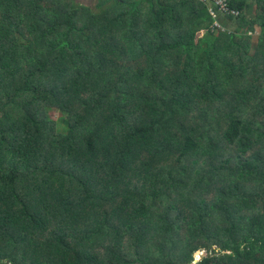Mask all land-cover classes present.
Listing matches in <instances>:
<instances>
[{"label": "trees", "instance_id": "16d2710c", "mask_svg": "<svg viewBox=\"0 0 264 264\" xmlns=\"http://www.w3.org/2000/svg\"><path fill=\"white\" fill-rule=\"evenodd\" d=\"M0 264H264V0H0Z\"/></svg>", "mask_w": 264, "mask_h": 264}, {"label": "rangeland", "instance_id": "374dc122", "mask_svg": "<svg viewBox=\"0 0 264 264\" xmlns=\"http://www.w3.org/2000/svg\"><path fill=\"white\" fill-rule=\"evenodd\" d=\"M75 3L77 4H82L83 6H86L88 7L90 10L94 11V8H95V5L97 3V0H73ZM254 9H250L248 12H247V17H252L254 16L255 12L253 11ZM245 29V28H244ZM258 33V29H257V32L256 31H252V30H248V35L252 36L254 35L255 33ZM254 39V38H253ZM253 40H251V44H253ZM49 117L51 120H56L57 118H59V113L57 111H50L49 112ZM203 255V251L202 252H197L196 253V260L200 259V257Z\"/></svg>", "mask_w": 264, "mask_h": 264}, {"label": "clouds", "instance_id": "9594fccd", "mask_svg": "<svg viewBox=\"0 0 264 264\" xmlns=\"http://www.w3.org/2000/svg\"><path fill=\"white\" fill-rule=\"evenodd\" d=\"M199 252H201V251H199Z\"/></svg>", "mask_w": 264, "mask_h": 264}]
</instances>
